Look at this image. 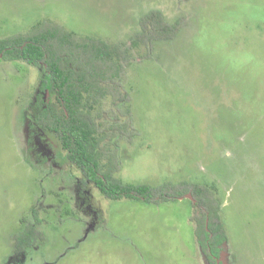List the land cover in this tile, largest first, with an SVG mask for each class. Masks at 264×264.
I'll list each match as a JSON object with an SVG mask.
<instances>
[{"label":"rangeland","instance_id":"374dc122","mask_svg":"<svg viewBox=\"0 0 264 264\" xmlns=\"http://www.w3.org/2000/svg\"><path fill=\"white\" fill-rule=\"evenodd\" d=\"M154 10L181 29L152 60L133 51L122 83L139 135L120 142L117 176L212 188L229 237L222 264H264V0H0V39L51 20L129 44ZM39 100L55 101L41 72L0 61V264H207L189 197L154 206L83 186L60 142L35 125ZM34 209L45 241L17 256L14 236L23 219L36 224Z\"/></svg>","mask_w":264,"mask_h":264},{"label":"trees","instance_id":"16d2710c","mask_svg":"<svg viewBox=\"0 0 264 264\" xmlns=\"http://www.w3.org/2000/svg\"><path fill=\"white\" fill-rule=\"evenodd\" d=\"M181 29L162 11L154 10L139 21V31L123 42L110 43L79 37L51 21L39 22L30 32L0 39V61H20L37 68L50 85L54 102L39 100L33 121L52 134L70 163L81 173L82 185L91 184L109 201H142L148 205L192 198L195 237L207 264H222L229 237L221 219V202L215 191L202 184L182 181L158 186L126 184L117 175L123 169L120 142L132 143V97L122 80L133 61V51L147 50L152 60L155 45L173 41ZM110 101L111 110L104 109ZM36 221L22 220L24 228L14 236V253L23 256L45 241ZM235 259V258H234Z\"/></svg>","mask_w":264,"mask_h":264},{"label":"flooded vegetation","instance_id":"af4514ba","mask_svg":"<svg viewBox=\"0 0 264 264\" xmlns=\"http://www.w3.org/2000/svg\"><path fill=\"white\" fill-rule=\"evenodd\" d=\"M48 84H49V83H48ZM42 104L45 105V104L43 103V101H42Z\"/></svg>","mask_w":264,"mask_h":264},{"label":"water","instance_id":"95a60500","mask_svg":"<svg viewBox=\"0 0 264 264\" xmlns=\"http://www.w3.org/2000/svg\"><path fill=\"white\" fill-rule=\"evenodd\" d=\"M189 198L192 200V198L189 196Z\"/></svg>","mask_w":264,"mask_h":264}]
</instances>
